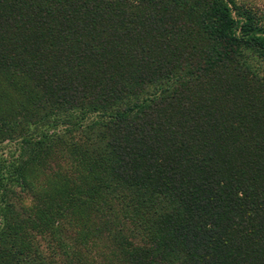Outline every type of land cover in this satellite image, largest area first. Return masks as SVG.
Listing matches in <instances>:
<instances>
[{
  "label": "trees",
  "instance_id": "trees-1",
  "mask_svg": "<svg viewBox=\"0 0 264 264\" xmlns=\"http://www.w3.org/2000/svg\"><path fill=\"white\" fill-rule=\"evenodd\" d=\"M5 137L0 264H264L252 7L0 0Z\"/></svg>",
  "mask_w": 264,
  "mask_h": 264
},
{
  "label": "rangeland",
  "instance_id": "rangeland-1",
  "mask_svg": "<svg viewBox=\"0 0 264 264\" xmlns=\"http://www.w3.org/2000/svg\"><path fill=\"white\" fill-rule=\"evenodd\" d=\"M238 4H242L247 7H252L254 10H256L262 20L264 22V0H234ZM245 51V54H247ZM11 145L10 140H8L7 137L0 139V151L5 152V154L8 152L9 146ZM16 191H20V189H16ZM32 202V201H31ZM38 206V203H35Z\"/></svg>",
  "mask_w": 264,
  "mask_h": 264
}]
</instances>
